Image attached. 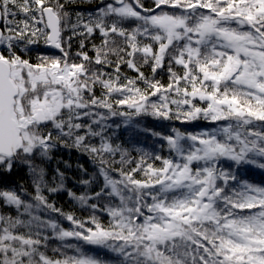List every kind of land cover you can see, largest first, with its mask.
<instances>
[{
  "label": "snow or ice",
  "instance_id": "1",
  "mask_svg": "<svg viewBox=\"0 0 264 264\" xmlns=\"http://www.w3.org/2000/svg\"><path fill=\"white\" fill-rule=\"evenodd\" d=\"M74 2L0 0V179L26 169L33 185L0 189V264H110L72 240L114 264H264V183L246 175L264 174V0H98L73 17ZM118 116L217 127L144 128L163 143L136 158L112 140ZM59 147L91 159L74 182L98 190L48 176ZM61 191L86 220L49 200Z\"/></svg>",
  "mask_w": 264,
  "mask_h": 264
},
{
  "label": "trees",
  "instance_id": "2",
  "mask_svg": "<svg viewBox=\"0 0 264 264\" xmlns=\"http://www.w3.org/2000/svg\"><path fill=\"white\" fill-rule=\"evenodd\" d=\"M98 0H75L72 5H69V11L75 16L76 12H83L87 15L88 12L94 11L97 7ZM96 43L99 44L100 40L97 37L94 41L89 42L88 49L89 55H92L91 52V44ZM78 41L73 40V53L77 50ZM42 47V46H41ZM44 51H47L43 49ZM49 52V51H48ZM36 53H32V59L35 60ZM139 63V61H138ZM142 70L146 75L150 74L149 69L147 67H143ZM108 71H111L109 69ZM136 73L132 70L128 69L126 66H123L121 69V82H123V77H135ZM157 79H160L162 82L166 83L168 80L166 72H162L157 76ZM142 86V85H141ZM97 95H100V89L97 88ZM123 110V109H122ZM103 111V110H101ZM125 117H114L111 118L108 123L112 125V140L115 144L121 145L123 148H126L133 157L138 158V151L143 149L144 151L152 152L159 150L160 144L163 141H158L156 138L148 136L145 134L142 129L151 128L159 132H163L164 134H170V129L172 127H176L181 131H198L201 130L203 126L207 127V129H211L217 127L216 124L211 122H205L203 120H197L191 123H180L179 121H158L148 116H133L131 118L130 123L125 125ZM119 124L120 127L116 128V125ZM203 127V129L205 128ZM194 129V130H192ZM164 155H167V151L165 150ZM118 158V157H117ZM61 161H66L71 165L70 168L65 169L64 163H60ZM79 165H83V167L87 170L89 175H94L96 173V166L93 164L91 159L81 152L76 151L75 149H69L64 147H59L55 150L53 154V159L50 163L46 164L45 167L48 169V176L51 177L53 174L52 170L57 166L60 167L62 171L66 172L68 180L66 182V187L76 192L77 194H81L85 191L92 193L98 190L100 184L102 183V178L97 177L96 182L87 189L81 186L79 183H75L74 181H78L81 178L87 179V176H84V173L79 170ZM246 175L250 176L251 180L255 183H264V174H262L258 169H252L250 173ZM23 185L24 188L27 189L29 193L33 192V185L31 181V177L28 174L26 169H21L17 172H14L7 180L0 179V189L3 188H16L19 189V186ZM47 195V193H46ZM49 200L53 201L57 207L62 208L65 213L71 212L79 219L86 220L88 216L91 214L87 209H84L77 202L71 200L66 192H58L54 195H49ZM10 210L0 207V214L8 215ZM11 214L15 215V211L11 210ZM42 216H45V213H41ZM99 219L107 224L109 222V217L106 214H98ZM64 222H67L64 220ZM64 227V226H63ZM70 224L68 222L65 228H69ZM55 240L50 241V247H53L52 244ZM82 244V243H81ZM82 248L92 249L91 245L82 244ZM90 251V250H89ZM49 254H51L49 252Z\"/></svg>",
  "mask_w": 264,
  "mask_h": 264
},
{
  "label": "rangeland",
  "instance_id": "3",
  "mask_svg": "<svg viewBox=\"0 0 264 264\" xmlns=\"http://www.w3.org/2000/svg\"><path fill=\"white\" fill-rule=\"evenodd\" d=\"M226 122H219V124H224ZM217 125V124H216ZM205 127V126H203ZM202 127V129H203ZM204 129H207V127H205ZM191 131V129H188ZM194 130V129H192ZM68 222H64L62 221V226H67ZM71 243H80L81 242H78V241H75V240H72V241H69ZM59 242L55 241L52 246L53 247H56L58 246ZM82 245V244H81ZM92 246V245H91ZM84 249V248H83ZM90 250V251H89ZM84 251L89 254V255H94V256H97L98 258L102 259V260H106V261H109L110 264H114L115 260H116V257L114 256V254L108 252L107 250L103 249V248H100V247H96V246H92V249H84ZM68 254L71 255L73 254L71 250H68Z\"/></svg>",
  "mask_w": 264,
  "mask_h": 264
},
{
  "label": "water",
  "instance_id": "4",
  "mask_svg": "<svg viewBox=\"0 0 264 264\" xmlns=\"http://www.w3.org/2000/svg\"><path fill=\"white\" fill-rule=\"evenodd\" d=\"M45 50H47L49 52H54L55 51V50H52V49H45Z\"/></svg>",
  "mask_w": 264,
  "mask_h": 264
}]
</instances>
